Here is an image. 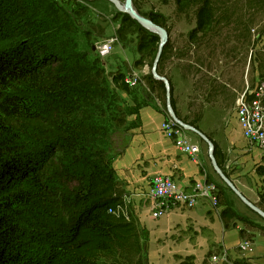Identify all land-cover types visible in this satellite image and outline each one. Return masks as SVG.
Wrapping results in <instances>:
<instances>
[{"label": "trees", "instance_id": "trees-1", "mask_svg": "<svg viewBox=\"0 0 264 264\" xmlns=\"http://www.w3.org/2000/svg\"><path fill=\"white\" fill-rule=\"evenodd\" d=\"M159 1L166 5L169 0ZM14 2L13 10L6 6L9 10L3 12L9 1H0V264H146L137 223L130 216L126 220L108 213L121 203L114 188L112 161L124 148L113 156L104 148L89 150V141L101 138L103 132L91 124L90 114L79 118L75 114L84 106L93 108L98 94L104 92L101 72L92 74L78 64L66 69L69 19L55 8L54 0ZM174 2L177 15L194 14L189 50L200 46L217 28L238 25L242 8L251 16H264V0ZM132 3L135 6L136 0ZM135 8L168 33L164 16L144 15L139 7ZM18 24L24 33L16 32ZM120 24L122 42L128 36L137 37L139 59L134 66L152 65L159 37L126 16ZM241 30V36L250 39V25ZM263 33L264 26L253 38L252 46ZM30 41H34L33 46H29ZM173 49L168 40L157 73L169 84L176 117L200 130L199 116L188 120L177 111L173 84L166 72ZM175 55L187 58L188 54L176 51ZM258 60L260 77H264V57ZM193 65L189 71L198 72ZM145 81L148 92L156 94L165 107L163 83L154 81L151 75ZM112 84L125 93L130 91L123 75H115ZM34 96L39 100L35 111L29 101ZM129 115L114 121L117 129L127 131ZM204 135L213 145L217 165L228 178L224 155L212 137ZM256 173L261 188L255 206L264 213V168L258 166ZM207 180L212 181L211 177ZM219 206L223 207L220 217L224 229L235 228L239 220L223 192ZM244 232L240 229L239 234L243 236ZM34 244L38 245V253ZM243 262L235 264H248ZM181 264L193 263L187 258Z\"/></svg>", "mask_w": 264, "mask_h": 264}, {"label": "rangeland", "instance_id": "rangeland-1", "mask_svg": "<svg viewBox=\"0 0 264 264\" xmlns=\"http://www.w3.org/2000/svg\"><path fill=\"white\" fill-rule=\"evenodd\" d=\"M5 1L6 3L9 1V3L5 4L3 12L9 10L6 9V6H9L10 9L13 10L15 2L12 3V0ZM30 1L34 3V0ZM54 1L55 8L67 14L69 19L68 29L70 30V33H68L67 36L70 37L68 38L70 41L65 43V46H68L69 52H67L68 57L64 58L66 69L70 70L74 64H78L80 67L89 69L92 74L101 72V79L102 82H104V86H102L104 92L98 94L95 106L93 108L84 106L81 108L82 110L80 109L75 114H78V118L81 114H90L91 124L101 129L103 132L101 138H98L97 140L91 139V141H89V150L92 149V151H94L98 148H104L111 156H113L117 151L119 152V150L122 148L125 149L126 147V128L121 130L117 129L114 123L128 113L136 114L138 105L129 102L130 96H132L135 90H142L145 92L147 100H153L156 104L161 105L162 109H164L167 114L166 120L170 118L166 110V105L165 107L163 106L161 100L156 94L148 92L145 77L149 75L152 76V65L144 63V65L139 68L134 66L135 62L139 59V55L136 52L137 37L128 36L126 41L122 42L118 35V31L121 27V18L126 15L120 13L109 1ZM125 1L126 0H117L118 5L121 7L125 5ZM135 7H139L141 13L144 15L157 13L164 16L167 20V28L169 31L167 33V31L164 30L167 33V42L169 40L173 44L174 49L172 51L171 59L166 66V72L173 84V97L176 99L179 115L181 117H186L188 120H192L199 116L201 120L198 127L207 133L210 132L214 125L229 120L235 112V101L233 102L232 99L234 98L236 100L240 88L243 87L245 90L246 87H248L249 90H252L259 83L256 81L255 77L257 73L260 74L257 64L259 61L258 58L259 56H261L262 59L264 57L262 51L264 49V47H262V44L264 43V33L259 37L260 40H257L258 43L256 45L252 46V40L253 38L255 39L256 35L260 33L261 27L264 26L263 14L251 16L245 12L244 8H242V11L239 13L240 23L238 25L229 27L221 26L220 28H217L212 35L202 42L200 46L189 50L187 45L188 34L195 27L193 13H189L187 16L177 15L175 13L176 5L174 0H169L166 5L162 4L159 0H136L135 6L132 3V9L138 13ZM245 25H250V39H245L239 32L242 31L241 28ZM15 27L16 32H25L24 29H21L22 27H20L19 24L18 26L15 25ZM22 36L18 37L21 38ZM111 39L116 40V42L111 44L113 45V51L107 57L103 58L98 54L97 49L99 50L100 47L108 45V41ZM28 44L29 46H33L34 41H30ZM176 51H180V53L184 55L188 54L187 58L178 55L176 56ZM254 59L256 60L253 61ZM191 61L196 62V66L193 65ZM192 65L198 70V72H196L195 69L189 71L188 67ZM117 74L124 76L125 83L128 85L130 93H125L115 88L112 84V78ZM239 79L241 82L240 85H238ZM153 80L157 81L154 78ZM261 82L264 83V80H261L260 83ZM29 101L35 111L39 100L34 96L29 98ZM128 117L126 120H128ZM166 120L162 125L166 123ZM126 122L128 123V121ZM178 126L183 132L185 131L180 125ZM201 130L198 131L202 134H206ZM161 132L166 139L170 140L162 129ZM184 133L192 142H196L199 146L200 153L194 160L190 158L189 155H184L174 146L178 153L182 156L188 157L193 162L199 163L198 158L202 149L206 159H208L206 144L196 135L187 131ZM244 140L248 143L252 151H257L259 153L258 156L259 159H261V165L264 164V150L250 144L246 139ZM103 143H105L104 147L101 146ZM116 157L117 156L114 158ZM262 167L264 168V165H262ZM224 171L231 181L230 175L228 174L229 172L226 169H224ZM202 172L205 178L204 181L214 182L220 186V192L225 194L226 200L235 211L237 219L239 220V225L241 226L240 228L245 231L243 236L239 234L241 238L240 242L248 243L245 257L241 256L240 258L246 263L251 264L249 262V257H254L256 247L260 245H263L264 247V220L246 207L238 197L220 181L215 173L216 180L211 178L212 181H208L207 177L210 178V176L207 171L203 170ZM255 175L257 176L255 184L251 179L245 178L247 181L246 184L250 186V190L253 192H256L255 190L259 191L261 188V178L257 173H255ZM156 177L163 176H153L150 179L149 188L151 180ZM232 184L234 185L233 182ZM244 190L249 189L245 188ZM150 201L152 202L151 199ZM253 205L255 206L256 204ZM160 217L156 219H159ZM152 218L154 217L152 216ZM36 237L37 236L34 235L35 243H37ZM38 249V245L34 244V251H36V253H38ZM249 249H251V251L253 250L251 254L248 252ZM219 253H225L227 255L225 251L214 252V254ZM211 255L212 254L208 255L204 264H208V259ZM227 258L232 264L238 263L232 260L228 255ZM144 259L146 264H148L146 257H144ZM261 259L264 260V255Z\"/></svg>", "mask_w": 264, "mask_h": 264}, {"label": "crops", "instance_id": "crops-1", "mask_svg": "<svg viewBox=\"0 0 264 264\" xmlns=\"http://www.w3.org/2000/svg\"><path fill=\"white\" fill-rule=\"evenodd\" d=\"M255 79L257 82L263 81L264 77L257 73ZM243 90L241 87L237 95ZM129 102L138 105V108L136 114H131L127 120L126 147L122 155L112 161L113 183L121 201L127 202L129 216L137 223L148 264H181L187 258L193 264H204L209 254L218 251H225L232 260L244 263L238 252L241 226L236 221L235 228L224 229L220 217L222 206H219L218 212L212 210L205 201H200L193 209L177 207L159 219L152 218L153 204L146 193L153 176L170 178L186 192L191 190L195 181H204L203 170L212 179L216 180V177L202 149L199 163L193 162L180 155L172 141L162 135L160 128L167 114L160 104L147 100L142 90H135ZM232 115L224 123L211 126L212 131L208 133L200 130L211 135L220 148L225 158L223 168L229 172L235 187L246 200L257 204L258 190H250L245 178L255 184V169L264 164L261 165L259 153L252 151L243 139L235 112ZM263 255V245L257 246L254 257L249 261L253 260L252 264H264L261 259Z\"/></svg>", "mask_w": 264, "mask_h": 264}, {"label": "built area", "instance_id": "built-area-1", "mask_svg": "<svg viewBox=\"0 0 264 264\" xmlns=\"http://www.w3.org/2000/svg\"><path fill=\"white\" fill-rule=\"evenodd\" d=\"M254 32V31H252ZM108 45L97 49L98 54L103 57L105 49H112L111 45L115 39L108 41ZM264 47V43L262 44ZM264 53V49L262 50ZM249 90L248 87L243 93L238 94L235 100V119L240 128L242 136L250 144L264 150V83H260ZM161 129L184 155L196 159L200 153L199 146L193 143L179 126L170 118L161 125ZM166 136V137H167ZM189 192L180 189L177 184L167 177H156L151 180L147 196L153 202L152 216L154 219L166 214L168 211L181 207L193 209L200 201H205L212 210H219L220 189L214 182L196 181ZM117 217L129 218L127 202L122 200L113 210L108 211ZM248 243L240 242L238 250L242 257L246 255ZM249 254L253 252L249 249ZM248 254V255H249ZM251 257H249L250 259ZM251 264L253 260L249 261ZM208 264H232L225 253L212 254L208 259Z\"/></svg>", "mask_w": 264, "mask_h": 264}, {"label": "water", "instance_id": "water-1", "mask_svg": "<svg viewBox=\"0 0 264 264\" xmlns=\"http://www.w3.org/2000/svg\"><path fill=\"white\" fill-rule=\"evenodd\" d=\"M84 1H93V0H84ZM95 1V0H94ZM109 1L110 3H112L114 5V7L122 14H125L128 18H130L131 20H133L137 25H139L142 29L155 34L159 37V46H158V51L155 57V60L152 64V68H151V74L152 77L157 80L160 81L164 84L165 90H166V94H165V105H166V110L168 115L170 116V118L178 125H180L185 131L190 132L194 135H196L199 139H201L207 146V153H208V159L210 161V166L213 170V172L218 176V178L220 179V181L227 186L234 195H236L238 197V199L246 206L248 207L252 212H254L256 215H258L259 217H261L264 220V213L257 208L256 206H254L253 204H251L250 202H248L243 196L242 194L235 188V186L232 184V182L224 175V173L220 170V168L217 165V162L214 158L213 155V145L211 143L210 140H208L204 134H202L200 131L196 130L195 128L184 124L182 121H180L176 115L174 114V111L172 109L171 106V102H170V89H169V84L166 81L165 78L159 76L157 74V66H158V62L160 60L161 57V53L162 50L167 42V33L166 31L153 24L150 20L143 18L142 16H140L138 13H136L135 11H133L132 9V0H126L125 1V5L123 7L118 5L117 0H106Z\"/></svg>", "mask_w": 264, "mask_h": 264}, {"label": "bare ground", "instance_id": "bare-ground-1", "mask_svg": "<svg viewBox=\"0 0 264 264\" xmlns=\"http://www.w3.org/2000/svg\"><path fill=\"white\" fill-rule=\"evenodd\" d=\"M112 51H113L112 49H105L104 54H103V58L107 57Z\"/></svg>", "mask_w": 264, "mask_h": 264}]
</instances>
